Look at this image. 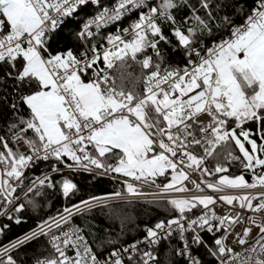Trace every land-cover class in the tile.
<instances>
[{
  "label": "snow or ice",
  "instance_id": "obj_1",
  "mask_svg": "<svg viewBox=\"0 0 264 264\" xmlns=\"http://www.w3.org/2000/svg\"><path fill=\"white\" fill-rule=\"evenodd\" d=\"M26 212L0 264H264V0H0V238Z\"/></svg>",
  "mask_w": 264,
  "mask_h": 264
},
{
  "label": "trees",
  "instance_id": "obj_2",
  "mask_svg": "<svg viewBox=\"0 0 264 264\" xmlns=\"http://www.w3.org/2000/svg\"><path fill=\"white\" fill-rule=\"evenodd\" d=\"M138 71V70H134ZM42 167V166H41ZM37 171L38 170H34ZM75 179V178H74ZM80 188V192L71 201H65L61 196L56 195L52 198V205L50 209L42 210L41 215H46L48 212L54 213L56 209L63 208L66 203L78 202L81 198L87 199L90 195H105L112 192L117 186L118 182L114 183L108 177H101L93 181L91 184L87 183L86 179H78L76 181ZM124 212L127 215V219L124 223V235L122 240L125 243L133 241L135 238H141L145 235L143 227L145 224L148 226L153 225L158 219L165 218L166 213L162 207H158L155 204L134 202L130 205H122ZM106 211V210H104ZM27 219V223L21 225L12 224L11 230L7 234L0 238L6 242L10 238H14L16 235L21 234L28 228L34 226L36 216L26 212L23 214ZM99 227L95 231L99 234V237H103L106 234L104 229H108L107 235L116 236L117 233L121 232V222L115 217H107L102 214L100 209H94L92 215L89 217ZM8 221L4 218H0V223H7ZM76 223H80L79 217L75 218ZM177 241L172 240V244H176ZM32 248L37 247L36 244L31 245ZM167 245L162 242L158 248L159 264H167V261L171 259L173 264H176L178 258L172 253L171 256L166 254ZM180 264H183L181 261Z\"/></svg>",
  "mask_w": 264,
  "mask_h": 264
},
{
  "label": "built area",
  "instance_id": "obj_3",
  "mask_svg": "<svg viewBox=\"0 0 264 264\" xmlns=\"http://www.w3.org/2000/svg\"><path fill=\"white\" fill-rule=\"evenodd\" d=\"M107 2H109V3H111L112 2V0H107ZM127 20H125L124 21V24L126 25L127 24ZM109 31H111V30H114L113 29V27L112 26H109V29H108ZM193 178H196V177H193ZM246 178H248V179H250V177H246ZM189 186H191V185H189ZM145 191H152L153 189H148L147 187H145V189H144ZM100 196H103V195H100ZM146 199H148V200H150L151 199V197L149 196V197H147ZM255 203V202H254ZM162 243V242H161Z\"/></svg>",
  "mask_w": 264,
  "mask_h": 264
}]
</instances>
